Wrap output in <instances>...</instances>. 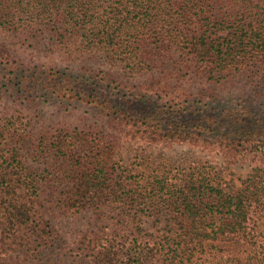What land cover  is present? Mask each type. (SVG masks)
I'll return each mask as SVG.
<instances>
[{
  "label": "trees",
  "instance_id": "obj_1",
  "mask_svg": "<svg viewBox=\"0 0 264 264\" xmlns=\"http://www.w3.org/2000/svg\"><path fill=\"white\" fill-rule=\"evenodd\" d=\"M0 24L33 44H46L68 56L100 51L111 60L119 57L131 71L141 59L160 62L155 84L136 92L148 110L149 92L173 100L190 95L189 89L171 84L184 69L218 80L213 74L235 78L264 65V0H0ZM173 48L180 52L167 65L164 52ZM23 65L0 48V77L10 76L16 94L39 87L62 94L67 84L89 78L92 89L79 85L76 93L93 90L99 98L91 119L78 121L69 114L56 133L51 125L27 130L19 135L20 145L0 162V264H264L263 167L254 168L240 185L216 177L211 166L203 165L199 173H189L167 189L165 180L157 177L161 189L150 183L135 191L130 185L138 186L136 176L123 170L115 180V168L110 166L116 139L106 128V119L115 125L125 113L119 103L102 96L112 74L100 78L87 66L54 73ZM214 89L202 90L201 95L206 98ZM231 105L220 104L214 112L234 109ZM149 122L165 142L211 146L234 161L264 157V141L251 135L193 138L191 130L168 128L158 118ZM125 135L135 136L130 131ZM21 149L46 160L43 174L25 164ZM44 179L60 188L53 210L42 197ZM108 200L117 216L135 218L115 230L83 233L74 246L45 215L96 211ZM165 208L189 221L173 227L167 239L137 223L143 210L162 213ZM73 247L76 253L70 262L62 256ZM197 254L202 256L196 258Z\"/></svg>",
  "mask_w": 264,
  "mask_h": 264
},
{
  "label": "rangeland",
  "instance_id": "obj_2",
  "mask_svg": "<svg viewBox=\"0 0 264 264\" xmlns=\"http://www.w3.org/2000/svg\"><path fill=\"white\" fill-rule=\"evenodd\" d=\"M0 48H5L12 56H17L27 69L38 65L39 71L55 73L57 70H69L68 68L77 70L87 66L92 67L94 74L100 78L104 74H112L110 83L105 84L109 87L108 91L102 96L112 103H119L125 113L120 114L121 120L115 123L118 127L111 124L112 120L106 119V128L116 139L114 158L110 166L115 168V180H118L117 174L123 170L128 171L125 175L136 176L138 186L135 182L130 185L136 189L135 191H138L140 185L146 186L150 183L157 190L161 189L163 186L156 181L157 177L165 180L164 188L167 189L168 184L176 181L181 183L179 179L189 173H199L198 170L203 165L211 166L216 177L233 180L238 185L254 168H264V157L234 161L223 151L211 146L204 148L187 142L162 141L161 134L151 128L149 122L158 118L168 128L191 130L193 134L190 136L193 138H199L201 134L227 137L251 135L253 139L264 141V65L260 70L252 67V71L242 72L235 78L213 74L218 80L208 78L210 74L200 78L195 76L192 70L184 69L180 76L172 77L171 84L189 89L190 95L173 100L165 94L159 96L149 92L151 108L148 110L145 105L140 104L143 100L142 97H137L139 94L136 95V92L155 84V78L163 66L160 62L144 63L141 59L137 67L131 71V66L121 58L111 60L107 54L100 51L68 56L46 44H33L24 34H15L1 24ZM179 52L175 48L165 51L164 63L170 65L172 57H177ZM2 75L5 76L4 73ZM8 77L10 76L0 77V162L9 157L13 149L20 145L19 135L25 134L27 130L36 132L51 125L53 133H56L62 126L61 121L68 120L69 114L74 120L84 121L86 117L91 119L97 111L96 103L99 97L95 91L89 90L88 94L81 95L76 93L79 85L82 89H92L93 82L89 78L82 83L67 84L62 94L52 90L42 91L39 87L31 93L26 91L20 95L11 89L12 84L9 83ZM210 87L215 88L214 92H210V96L205 98L201 91ZM204 102L210 104L205 105ZM220 104L224 107L232 104L234 109L224 111L222 108L220 114H215L214 107ZM39 114L44 117L39 118ZM126 131L135 136H126ZM21 153L24 155L23 161L32 167L35 174H43V169L47 167L43 157L34 159L25 149H21ZM59 191L60 188L53 181L44 179L41 184L42 197L46 206L52 207L51 210L54 209ZM113 206H115L113 201L108 200L96 211L88 209L66 215L48 211L45 215L57 233L66 239L69 245L74 246L83 233L100 234L115 230L121 226V222L135 218L125 214L122 217L117 216L112 209ZM163 211L158 213L143 210L144 213L136 216L137 223L146 232L167 239L173 227L189 222L187 219L184 220V216L172 210L165 208ZM69 251V255L61 256L64 259L69 258L71 262L76 251L74 247ZM201 256L197 254L196 258ZM13 257L16 259L17 254Z\"/></svg>",
  "mask_w": 264,
  "mask_h": 264
}]
</instances>
